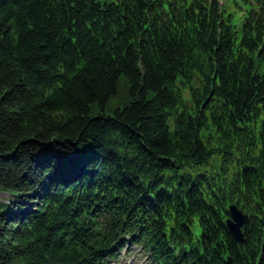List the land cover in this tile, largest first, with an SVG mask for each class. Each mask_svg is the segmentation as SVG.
Returning a JSON list of instances; mask_svg holds the SVG:
<instances>
[{
    "label": "trees",
    "instance_id": "trees-1",
    "mask_svg": "<svg viewBox=\"0 0 264 264\" xmlns=\"http://www.w3.org/2000/svg\"><path fill=\"white\" fill-rule=\"evenodd\" d=\"M225 1L0 0V264H264V0Z\"/></svg>",
    "mask_w": 264,
    "mask_h": 264
},
{
    "label": "rangeland",
    "instance_id": "rangeland-1",
    "mask_svg": "<svg viewBox=\"0 0 264 264\" xmlns=\"http://www.w3.org/2000/svg\"><path fill=\"white\" fill-rule=\"evenodd\" d=\"M250 1L252 2L253 5H255V2H253L254 0H250ZM225 2H226L225 0H221L222 5L226 4ZM244 3H245L244 0H240L239 7H235V5H233L232 7V13L234 15L233 21L236 24L237 30L239 31L240 35L243 30L245 13H246L245 8L247 7V6H244L241 10V4H244ZM116 106H117V103L115 102L110 103L106 108V113L109 115H112ZM99 112L101 111H98L97 108H93L91 114L95 116ZM1 195L8 196L5 193H2ZM121 255L122 256L119 258V260L117 262H112V264H150L148 263L149 261H146L144 259L146 256V252L141 248L139 244L130 246V248L127 251L123 250Z\"/></svg>",
    "mask_w": 264,
    "mask_h": 264
},
{
    "label": "water",
    "instance_id": "water-1",
    "mask_svg": "<svg viewBox=\"0 0 264 264\" xmlns=\"http://www.w3.org/2000/svg\"><path fill=\"white\" fill-rule=\"evenodd\" d=\"M229 217L227 218V227L234 239L240 243H246L245 231L247 229L249 216L246 214L237 203L232 202L228 207ZM229 263H231L230 257H228Z\"/></svg>",
    "mask_w": 264,
    "mask_h": 264
}]
</instances>
